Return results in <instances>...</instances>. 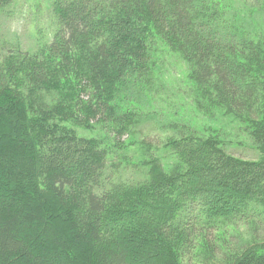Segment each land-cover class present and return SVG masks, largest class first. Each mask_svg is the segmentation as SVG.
Returning <instances> with one entry per match:
<instances>
[{"label": "trees", "instance_id": "obj_1", "mask_svg": "<svg viewBox=\"0 0 264 264\" xmlns=\"http://www.w3.org/2000/svg\"><path fill=\"white\" fill-rule=\"evenodd\" d=\"M50 5L43 44L0 58V264H264V0ZM164 53L209 119L169 124L142 179L123 180L111 156L138 120L122 103ZM96 125L107 141L78 131ZM229 125L256 158L226 151ZM240 222L254 223L228 241Z\"/></svg>", "mask_w": 264, "mask_h": 264}, {"label": "rangeland", "instance_id": "obj_2", "mask_svg": "<svg viewBox=\"0 0 264 264\" xmlns=\"http://www.w3.org/2000/svg\"><path fill=\"white\" fill-rule=\"evenodd\" d=\"M51 11L50 0H10L2 4L0 7V58L16 48L33 52L43 44L51 31ZM158 70L159 78L157 71L153 82L146 85L143 91L128 90V98L133 100L129 99L122 103L126 106L132 101L137 106L135 111L138 120L137 126L121 138L125 143H132L130 148L123 153L118 150L116 155L111 156L112 163L116 162L120 165L119 169L115 170H118L123 180L142 179V159L149 156L158 157V151L159 153L164 151L161 147L164 145L165 138L177 136V132L169 126H187L195 129L200 128L209 119L201 110L195 108L188 88L185 87L186 65L177 55L166 53L164 57L162 56ZM51 98H53L52 95L47 96L46 100L49 101ZM224 121V118H220L218 123ZM225 123L229 122L226 120ZM214 124L217 125V122ZM228 127L232 130L229 135L232 144L226 145V151L245 159L256 158L258 152L251 142L233 126ZM78 131L86 136L108 140L105 137L108 130L101 125H96L93 131L81 129ZM238 139L242 141L241 144L235 143ZM122 154L126 157H122ZM251 223L254 222H240L226 227L228 241H239L241 236H245ZM257 235L264 236V226L259 228Z\"/></svg>", "mask_w": 264, "mask_h": 264}]
</instances>
